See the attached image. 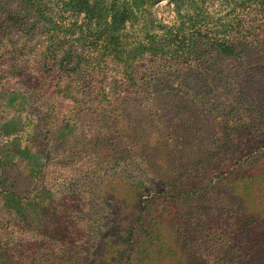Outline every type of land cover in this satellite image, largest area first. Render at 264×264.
Here are the masks:
<instances>
[{"label": "rangeland", "instance_id": "rangeland-1", "mask_svg": "<svg viewBox=\"0 0 264 264\" xmlns=\"http://www.w3.org/2000/svg\"><path fill=\"white\" fill-rule=\"evenodd\" d=\"M77 1L0 0V264H126L153 218L180 233L171 264L259 262L232 187L263 209L264 0H135L114 26ZM194 30L210 40L179 64L171 35ZM181 136L211 145L181 156ZM169 183L189 193L151 196Z\"/></svg>", "mask_w": 264, "mask_h": 264}, {"label": "trees", "instance_id": "trees-1", "mask_svg": "<svg viewBox=\"0 0 264 264\" xmlns=\"http://www.w3.org/2000/svg\"><path fill=\"white\" fill-rule=\"evenodd\" d=\"M74 5L79 4L77 0H71ZM105 2V5H100V2ZM96 0L93 6L90 7L89 16H97L101 19H107L110 26H114L116 24H120L125 17H127L133 10H134V3L135 0H132V2L126 3L124 6H121L120 9H114L112 11L108 10L107 4H109V8H113L114 0H108L109 2L106 3V0ZM80 5V4H79ZM183 31H176L174 32L172 37V44L174 51V59L179 64L186 63V60H189V55L192 56V54L197 53L200 50L201 46V39H205L209 41V37L207 36V33L201 31H191V33L182 34ZM200 39V40H198ZM214 40H211L213 42ZM216 41V40H215ZM214 41V42H215ZM220 42V41H218ZM141 43L139 46H142ZM200 45V46H199ZM153 47V45H149V47ZM156 46V45H155ZM217 47L222 51L226 52V50H231L229 45L226 41H222L218 43ZM151 50V49H150ZM161 52V58L166 57L167 53L164 49H159ZM233 51V49H232ZM136 65H132L128 67L127 73L123 74L126 77V82L128 84H132L135 81V76L137 75L138 68L135 67ZM253 116H259L261 113L259 109H252L251 110ZM186 113V112H185ZM189 113H186L188 115ZM251 114V115H252ZM237 130L235 127H229L228 125L224 128L225 130L228 129ZM153 132V129L151 127H148L147 129H143V141L145 145L147 146L149 143V135ZM235 133V132H233ZM208 145L210 146L211 143H202V141H199L194 138H185L184 136H181V138L178 139L179 148L177 149V152L183 156V155H190L192 153L195 154H202L204 151L202 149V145ZM209 148V147H208ZM152 148H148V150H151ZM210 151V150H209ZM237 177H234L233 180H236ZM239 179V178H238ZM250 179H253L254 183L258 185L259 183H262L263 185H258L255 188V194L258 195L259 198L262 197L264 201V170L253 174ZM241 179L237 180L235 185H233L232 192L236 196V199L238 200L239 204L242 205V211L244 212V215L236 217V221H239L241 226L239 228V235H242L240 238V244L245 247V249L249 252L247 257H251V255H258V253H261V255H258V259H260L259 262L253 263V264H264V205L263 209L257 210L255 208L256 201L254 198L250 200V197L246 199V197H243L238 194V191L241 188V185L239 184V181ZM263 181V182H262ZM170 186H173L172 183H169L157 188H153L152 195L155 197H163L164 199H172V198H180L181 196H184V194L189 193L188 190L185 189V187H182L181 184L177 185V187H174L173 190L170 188ZM240 187V188H239ZM152 189V187H151ZM174 189L178 190L174 192ZM242 190V189H241ZM174 192V193H173ZM172 193V195H170ZM254 197V194H253ZM154 198V197H153ZM145 211V207L143 208ZM158 223H164L162 220H156L155 218L149 219V221L142 226L143 231V237H144V244L138 248H131L127 258H126V264H148L149 261L142 262L141 258H138L139 254L140 256H144L145 258L151 256V261H158L159 264L161 262H167L168 259H173L174 257H181L183 255L182 246L179 243L177 237L180 236V233H173L175 237V243H171L168 238L164 237L161 232L157 230V228H154L156 226L155 224ZM245 235V236H244ZM129 241L133 240L132 236H128ZM165 264V263H164ZM249 264V263H247Z\"/></svg>", "mask_w": 264, "mask_h": 264}]
</instances>
